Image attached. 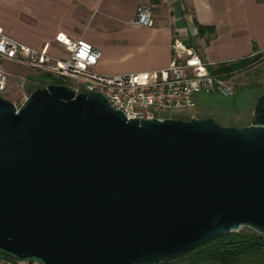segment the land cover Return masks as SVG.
<instances>
[{"label": "water", "instance_id": "obj_1", "mask_svg": "<svg viewBox=\"0 0 264 264\" xmlns=\"http://www.w3.org/2000/svg\"><path fill=\"white\" fill-rule=\"evenodd\" d=\"M246 227L264 234V92L243 126L126 118L97 91L0 96V253L154 264Z\"/></svg>", "mask_w": 264, "mask_h": 264}, {"label": "crops", "instance_id": "obj_2", "mask_svg": "<svg viewBox=\"0 0 264 264\" xmlns=\"http://www.w3.org/2000/svg\"><path fill=\"white\" fill-rule=\"evenodd\" d=\"M139 4L150 7L152 26L132 22ZM198 24L213 31L200 35ZM0 26L55 56L65 55L56 33L82 38L98 49L100 73L151 72L167 66L175 38L214 63L263 50L264 0H0Z\"/></svg>", "mask_w": 264, "mask_h": 264}, {"label": "built area", "instance_id": "obj_3", "mask_svg": "<svg viewBox=\"0 0 264 264\" xmlns=\"http://www.w3.org/2000/svg\"><path fill=\"white\" fill-rule=\"evenodd\" d=\"M132 22L152 26L150 7L139 4ZM54 41L64 50V56H55L46 49L25 45L6 34L0 26V96L8 92L15 78V97L7 98L18 106L27 96L23 90L27 79L13 75L8 68L23 66L41 74H48L65 82L74 91L90 90L101 93L109 105L126 118H162L166 111H182L196 105L199 93H233L227 78L213 73L209 67L216 63L207 61L199 50L180 39H173L172 54L165 68L151 72L120 74L100 73L94 68L99 51L82 38L72 39L56 33ZM264 237V234H261ZM0 264H37L35 261L14 259L0 253Z\"/></svg>", "mask_w": 264, "mask_h": 264}, {"label": "rangeland", "instance_id": "obj_4", "mask_svg": "<svg viewBox=\"0 0 264 264\" xmlns=\"http://www.w3.org/2000/svg\"><path fill=\"white\" fill-rule=\"evenodd\" d=\"M255 54L258 55V59L248 67L227 77L228 84L232 86L233 93L231 95H223L219 92L199 93L194 107L182 111H166L162 115L183 119L209 116L219 125L240 126L248 123L251 119V110L255 98L264 92V49L249 56ZM8 69L13 75H23L27 79L23 86L25 94H28L30 89L38 82L36 78L31 79L29 76L43 75L23 66H11ZM14 79L12 78L10 88L4 94L6 99L17 95L14 89ZM240 228L248 230L246 227Z\"/></svg>", "mask_w": 264, "mask_h": 264}, {"label": "trees", "instance_id": "obj_5", "mask_svg": "<svg viewBox=\"0 0 264 264\" xmlns=\"http://www.w3.org/2000/svg\"><path fill=\"white\" fill-rule=\"evenodd\" d=\"M197 31L200 35L205 31L211 33L213 27L198 24ZM184 42L189 44L186 40ZM256 59H258L256 54L253 56L246 55L237 59L218 62L213 67H209V70L213 73H220L227 78L232 73L248 67ZM29 78H36L38 81L30 91L49 82L61 83L59 79L48 74L36 77L29 76ZM154 264H264V237L250 229L243 230L240 228L215 237L195 247L184 256L165 259Z\"/></svg>", "mask_w": 264, "mask_h": 264}]
</instances>
